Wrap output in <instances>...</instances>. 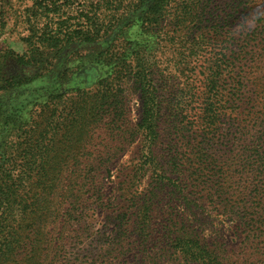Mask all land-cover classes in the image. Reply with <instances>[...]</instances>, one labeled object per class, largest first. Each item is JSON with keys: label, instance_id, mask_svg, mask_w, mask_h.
Masks as SVG:
<instances>
[{"label": "rangeland", "instance_id": "rangeland-1", "mask_svg": "<svg viewBox=\"0 0 264 264\" xmlns=\"http://www.w3.org/2000/svg\"><path fill=\"white\" fill-rule=\"evenodd\" d=\"M101 1L72 0L70 14L79 17L80 11H89L91 17L99 15L111 20L110 8L100 4V9L95 10L97 2ZM180 7L175 10L170 4L168 22L160 25L159 43L152 53L158 69V89L164 99L161 140L160 145L154 146V153L162 159L170 151L177 150L179 155L178 169L168 170L174 175L176 184L170 182L152 198L150 212L145 216L150 224L148 232L152 235L147 240L153 243L165 241V245H156L147 254L150 258L155 255L159 264H193L176 258L177 254L166 245L169 242L166 239L175 235L178 229H187L194 230L210 248L233 260L241 259L239 262L243 264H264V0H204L198 6V16L182 25L177 20L185 19ZM64 10L66 12V7ZM32 12L36 13L35 17ZM40 13L42 10H37L33 0H0V55L3 51L18 54L26 51L28 45L24 39L30 35L31 27L41 28L45 23ZM35 19L40 20L39 24ZM173 22L177 25L173 26ZM164 31L167 33L163 34ZM115 33L106 39L111 40ZM125 36L147 40L136 31ZM102 39L91 45L70 43L58 51L52 64L64 63L73 67L70 71L79 70V76L74 74V83L91 87L101 76L99 67L84 58L86 62L78 67L77 60L81 59V54L89 53L88 50L101 47L106 40ZM115 45L116 49H122L119 42ZM1 57L0 78L2 75L7 80L32 76L36 68L47 66L23 65L12 55ZM217 65L221 66L222 74L213 87L218 91L213 92L216 94L214 103L221 105L227 95L233 103H223L221 113L216 111L213 119L205 120V114L199 109L205 98L210 96L207 94L210 84L207 78L218 68ZM42 71L49 75L46 69ZM42 79L27 85V95H40L37 88L44 86L45 80ZM17 89L0 90L1 101L11 105V98L21 91ZM125 94L130 123L136 126L141 119L142 104L132 81L125 85ZM44 100L39 99L40 102ZM35 108L38 107L33 106V111ZM180 110L181 116L175 118V113ZM177 122H181L184 129L180 127L177 131ZM10 127L12 129L11 124L0 127V191L8 195L0 194V247L8 245L10 249L0 264H133L131 258L113 259V254L108 251L113 240L111 228L120 218L118 213L126 211L130 214L137 204L142 205L144 202L140 198L151 184L148 174L135 169L139 160L144 159L143 155L147 156L143 150V136H135L123 153L113 160L106 176L108 196L102 198L101 206H94L86 212L87 228L81 226L76 232L69 225L64 227V240L42 241L40 255L31 257L30 252L26 255L15 247L23 246L32 229L24 214L18 215L17 201L20 195L25 198V192L31 185L37 191L43 189L45 195L49 193L50 187L43 185L41 175L47 179L51 169L47 170L46 165L39 166L41 175L37 174L36 168L31 185L25 181L24 187H19L17 177L21 175L22 167L13 163L23 162L20 156L23 147H19L21 138L17 134L22 128L15 126L7 132ZM57 139L60 140L58 148L82 144L80 138H72L67 143L65 138ZM199 143L207 151V156L201 160L207 158L205 165L210 169L205 183L199 182L198 171H194L200 163L195 156V152L201 151ZM60 158L65 159V153L60 154ZM39 179L42 184L36 186ZM60 188L61 185L56 188L57 194ZM25 199L26 205L32 208V200ZM47 224H43L42 230ZM14 231L24 235L21 243ZM27 242L30 243L29 240ZM160 249L165 250L164 253L160 254Z\"/></svg>", "mask_w": 264, "mask_h": 264}, {"label": "trees", "instance_id": "trees-1", "mask_svg": "<svg viewBox=\"0 0 264 264\" xmlns=\"http://www.w3.org/2000/svg\"><path fill=\"white\" fill-rule=\"evenodd\" d=\"M33 1L37 10H42L40 16L45 18L44 25L37 29L31 27L30 35L24 39L28 48L22 54L3 51L1 52L3 55L0 56L6 58L12 55L23 65L46 64L47 66L36 68V73L24 78L13 77V80H7L1 75L0 90L18 88L17 91L19 89L21 91L11 98V105L0 99V127L11 124L12 129L11 127L6 129L7 132L13 130L15 126L22 128L17 134L21 138L19 147H23L20 155L23 162L13 163L22 167L21 175L17 177L19 187H24L25 181L31 185L36 168L40 176L41 168L46 165L47 170L50 168L51 171L48 172L47 179L44 175L41 177L44 178L43 185L49 186L50 191L45 195L43 189L37 191L32 185L28 187L25 198L32 200V208L26 205L25 198L19 196L17 204L20 209H17V213L21 216L24 214L23 217L29 221L32 229L23 246L15 245V247H19V250L26 255L30 252L31 257L37 256L43 250L42 241H51L53 238L64 240L62 233L64 227L69 225V228L76 232L81 226L84 229L87 228L86 212L92 210L94 206H101L102 198L108 196L106 176L109 174L110 165L123 153L124 148L133 142L135 136L141 134L144 139L143 150L147 152V156L143 155L144 159L139 160L138 167L135 169L139 173L148 174L151 184L140 198L144 202L142 205L137 204L134 212L130 214L126 211L118 213L117 217L120 218L111 228L113 240L108 253L113 254L115 260L131 258L133 264H146V261L148 264L151 262L159 264L156 256L150 258L147 251L156 245H165V241L153 243L147 240L152 235L148 232L150 224L147 223L145 216L150 212L152 198L164 190L170 182L176 184L174 175L168 173V170L172 172L173 169H178L176 164L179 153L177 150L170 151L171 153H168L164 159L154 153V146L160 145L161 140L164 99L158 89L156 79L158 69L152 53L156 44L159 43L157 38L161 33L160 25L165 21L168 22L167 14H169L170 4H173L175 10L177 6H181V15L185 19L177 20L178 24L182 25L187 20L190 23L192 18L198 16V6L202 5L204 0H178V2L177 0H102L97 2L96 11L100 9V4L111 9V20L106 19L107 17L100 18L99 15L91 17L88 15L89 11H80L79 17L71 15L72 0ZM35 15L36 13L32 12V16L35 17ZM188 16L191 18L186 19ZM173 18L176 17L173 16ZM202 19L201 24H203ZM34 21L38 24L40 22L39 19ZM172 25L177 24L173 22ZM131 31L142 34L147 40L144 42L140 41V37L127 38L126 33L131 34ZM114 32L116 33L111 40H107L106 38H110ZM166 33V31L163 32V34ZM102 38L106 40L101 47L88 50L89 53L81 54V59L77 60L78 67L86 62L83 58L99 67L101 76L93 86L85 87L78 82L74 83V74L77 73L79 76V70L70 71L72 66L64 63L56 66L52 64V60L57 59L58 51L70 43L91 45ZM115 42H119L122 49H116ZM48 67L50 68L47 69ZM217 67L207 78L210 83L207 86V94L210 96L205 98L204 105L199 109L205 114L203 116L205 120L213 119L216 111L221 113L224 104L233 103L229 95L223 99L224 104L214 103L216 98L213 97H216V94L213 92L218 91L213 87L222 74L221 66L217 65ZM43 69L49 72L48 76L43 73ZM46 76L47 78L44 79ZM37 79L45 80L44 86L37 88L40 95L36 93L27 95V85ZM129 81H132L138 89L142 104L141 119L136 126L130 123L128 109H126L125 85ZM40 96L45 99L43 102L39 101L42 99ZM33 106L38 108L33 111ZM181 111L176 112L174 117L181 116ZM177 123L179 124L176 127L177 131L180 127L184 129L180 126L181 122ZM98 131L99 135H97ZM57 138H65V143L72 138H80L82 144L58 148L60 140ZM199 144L201 151L195 152V156L200 163L194 171H198L199 182L205 183L210 176V169L205 165L208 159L201 160L202 157L207 156V151L205 152L202 143ZM63 153H65V159H59V155ZM39 166H41L40 169ZM136 178L140 177L136 176ZM41 184V179L35 183L36 186ZM132 184L134 185V182ZM59 185L61 188L57 194L56 188ZM125 190L121 193L123 194ZM0 194L8 197L3 190ZM45 220L48 224L46 229L42 230ZM14 232L19 236L21 243L24 235ZM168 240L166 245L172 253L181 256L176 258H181L185 262L243 264L239 262L241 259L233 260L232 257L210 248L194 230L178 229L175 235L166 239ZM159 251L162 254L165 250ZM9 252L8 245L1 246L0 260Z\"/></svg>", "mask_w": 264, "mask_h": 264}]
</instances>
